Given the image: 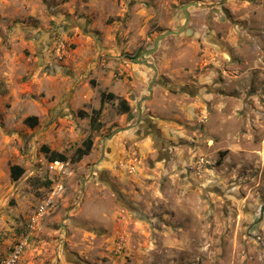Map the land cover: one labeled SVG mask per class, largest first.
Segmentation results:
<instances>
[{"label": "rangeland", "instance_id": "obj_1", "mask_svg": "<svg viewBox=\"0 0 264 264\" xmlns=\"http://www.w3.org/2000/svg\"><path fill=\"white\" fill-rule=\"evenodd\" d=\"M192 1L220 2L230 20L207 13L211 31L203 38L206 11L197 12L188 34L166 37V48L145 58L164 66L157 77L177 80L191 94L175 96L153 84L149 104L128 114V121L145 117L169 155L160 156L151 142L145 155L129 144L105 147L120 114L119 101L111 102L88 155L77 160L76 150L67 153L65 194L39 219L18 264H71L66 254L85 264H264V0ZM182 22L171 29L155 19L148 26L160 35ZM44 183L41 175L24 187L34 200L14 242L27 234Z\"/></svg>", "mask_w": 264, "mask_h": 264}, {"label": "crops", "instance_id": "obj_2", "mask_svg": "<svg viewBox=\"0 0 264 264\" xmlns=\"http://www.w3.org/2000/svg\"><path fill=\"white\" fill-rule=\"evenodd\" d=\"M191 1L0 0L3 30L0 32V196H5L0 201V253L3 256L8 253L6 248L10 250L16 241V231L23 219L30 215L34 195L25 192L29 182L45 175L46 183L39 188L42 195L50 186L44 149L66 156L81 148L89 137L94 147L99 122L103 123L111 102L117 105L118 101H124L130 111L115 115L117 133L113 128V133L103 142L105 147L113 144L120 146L117 148L121 151L122 146L129 144L128 148H140L144 153L151 142L160 156L169 155L170 146L162 149L157 145L159 138L153 136L150 122L141 114L137 120L128 121V114L133 113L134 105L140 113L149 104L145 95L154 91L155 75L149 65L152 63L145 58L148 55L154 58L166 48L165 39L159 40L157 52L149 54L156 40L147 48L150 38L159 35L148 24L157 19L158 27L167 22L173 26L171 29L175 28L179 18H183V7ZM186 12L189 17L197 14L192 8ZM58 42L65 46L61 57L56 51ZM140 47L142 51H138ZM159 67L164 66L154 68L159 70ZM107 95L114 99L108 100ZM31 117L37 119L33 127L25 123ZM119 134L123 137L121 142ZM13 166L23 170L17 181L11 179ZM8 196L16 206L11 207Z\"/></svg>", "mask_w": 264, "mask_h": 264}, {"label": "built area", "instance_id": "obj_3", "mask_svg": "<svg viewBox=\"0 0 264 264\" xmlns=\"http://www.w3.org/2000/svg\"><path fill=\"white\" fill-rule=\"evenodd\" d=\"M56 51L58 52L59 57L64 56V44L58 42L56 45ZM46 170L50 175V186L42 199L39 200L36 212L27 223V234L21 240L15 242L8 253L0 258V264H18L30 233L34 230L39 219L55 209L57 200L61 199L65 194L66 181L71 176L70 162L68 160H54L52 162H47Z\"/></svg>", "mask_w": 264, "mask_h": 264}, {"label": "flooded vegetation", "instance_id": "obj_4", "mask_svg": "<svg viewBox=\"0 0 264 264\" xmlns=\"http://www.w3.org/2000/svg\"><path fill=\"white\" fill-rule=\"evenodd\" d=\"M187 5L188 6H186V8H185V12H183V22H182V28L181 29H183V26L185 24L186 18H187V24L189 22V15L186 12L187 9L192 8V9H195L196 12H204V11H206V12L203 13V15H205V19H206V22H207V26L205 28V31L202 33V37L203 38H206L207 35L210 34V31H211L209 27H210V22L212 20V17L211 18L208 17V14L211 15V16H213V15L219 16V18L221 17L220 18V22L221 23H223L225 21L224 17H226V18H228L230 20L229 12L225 8V5L222 4V7H219L220 6V2L217 3V1H207L206 3H202V2H198V1L197 2L191 1ZM206 6L209 7V8L208 9L207 8H203V7H206ZM187 24H186V26H187ZM183 30L185 32V33L183 32V34H188V32H187V30L185 28ZM193 34H194V32H193ZM157 44H158V42H157ZM157 47L155 49V52H152V54L157 52ZM153 50H154V47L150 51H153ZM136 54H138L137 56H139V54H141V52L136 53ZM149 54H151V53H149ZM149 65H150V68L154 71V75H155L152 85L153 84H157L161 88H165L170 93L175 94V96L176 95H183V94H191V93H188L187 89L183 88L182 87L183 85H181L177 80H174L175 82L173 83V85H171L169 82H167L162 77V75L160 77H157L156 76L157 70H156V68H154L155 67L154 64L153 65L149 64ZM176 82H178V83H176ZM145 121H146V119H145ZM99 179L101 180L100 181L101 184H104L105 186H110L108 179L104 175L99 174ZM116 196H118V198H120V199H123V197L118 192H117ZM122 202H123L124 207L126 208V210H128L130 212H133L136 215L138 214V216L141 215L139 210H138V208L129 207L130 204H126L127 202L125 203L124 200ZM76 261L79 262L80 264H85V263H83L81 261H78V260H76Z\"/></svg>", "mask_w": 264, "mask_h": 264}, {"label": "trees", "instance_id": "obj_5", "mask_svg": "<svg viewBox=\"0 0 264 264\" xmlns=\"http://www.w3.org/2000/svg\"><path fill=\"white\" fill-rule=\"evenodd\" d=\"M101 97L104 99V95L101 94ZM107 99L108 100H113L114 97L112 95H107ZM102 99V100H103ZM101 100V101H102ZM118 111L120 114H127L130 111V108L128 106V104L124 101H119L118 104ZM34 122H37V119L35 117H31V118H27L25 120V123L29 126V127H33L35 125ZM92 147V140L91 138H87L83 144L82 147L76 150V155H77V160L81 159L83 156L88 155V153L90 152ZM44 153L47 156V161L48 162H52L54 160H61V161H65L67 160V157L63 154H59L57 152H51L49 150L44 149ZM23 170L21 168H19L18 166H13L11 167V179L13 181H17L19 179V177L22 175Z\"/></svg>", "mask_w": 264, "mask_h": 264}, {"label": "water", "instance_id": "obj_6", "mask_svg": "<svg viewBox=\"0 0 264 264\" xmlns=\"http://www.w3.org/2000/svg\"><path fill=\"white\" fill-rule=\"evenodd\" d=\"M185 8H186V6L183 7V11H184V12H185ZM186 24H187V18H186L185 24H184V26H183V29L186 27ZM183 29H180V30H177V31H174V30H168V31L164 32L163 34H160V35L156 38V40L154 41V50L156 49V47H157V42H158L159 40H163V39H165V38L168 37V36H175V35L181 34V33L184 32ZM187 32H188V31H187ZM184 33H185V32H184ZM113 192H114V194H115V196H116L117 193H116L115 191H113ZM126 204H129V203H126ZM129 207L137 208V207H135V206H131V205H129ZM70 258H71L70 255H68V254L65 255V259L67 260V262H70L71 264H80V263L77 262L76 260H71ZM70 260H71V261H70Z\"/></svg>", "mask_w": 264, "mask_h": 264}]
</instances>
